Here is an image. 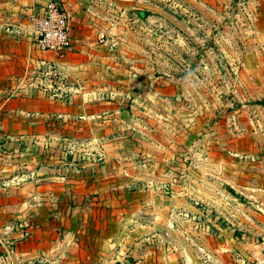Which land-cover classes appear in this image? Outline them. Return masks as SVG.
<instances>
[{
	"label": "rangeland",
	"instance_id": "1",
	"mask_svg": "<svg viewBox=\"0 0 264 264\" xmlns=\"http://www.w3.org/2000/svg\"><path fill=\"white\" fill-rule=\"evenodd\" d=\"M133 6L112 12L114 33L105 45L112 55L106 60L132 72L131 80L118 81L119 104L103 108L117 106V118L139 144L152 143L155 154L138 158L139 174L151 180L140 187L155 197L152 209L171 214L166 229L139 244H209L212 235L225 244H263V260L255 264H264V86L242 59L264 49V0H134ZM56 140L62 148H85L72 137ZM24 144L14 150L0 140V185L9 193L17 180L31 178L17 174L26 170L24 161L16 165L29 155ZM46 146L35 150L47 154ZM30 218L26 224L0 218V264H29L19 248L37 227ZM214 222L225 226L222 234ZM141 231L133 241L145 236ZM121 260L137 264L130 254Z\"/></svg>",
	"mask_w": 264,
	"mask_h": 264
},
{
	"label": "crops",
	"instance_id": "2",
	"mask_svg": "<svg viewBox=\"0 0 264 264\" xmlns=\"http://www.w3.org/2000/svg\"><path fill=\"white\" fill-rule=\"evenodd\" d=\"M47 1L0 0V140L14 150L25 143L29 155L16 165L24 161L26 170L17 174L31 177L17 180L10 193L0 185V218L7 214L26 224L34 216L37 221L19 248L22 259L29 264H116L130 254L137 264L262 261L263 244H225L212 235L209 244H139L170 223L169 211L152 209L155 197L140 187L151 180L139 174L138 158L155 152L151 142L139 144L120 122L117 106L103 108L119 104L117 83L131 80L127 75L132 72L119 70L117 60H106L112 55L105 45L114 33L112 12L133 8L134 0H59L69 13L73 38L60 56L37 47L28 19ZM242 59L245 72L264 86V49H251ZM103 89L112 94L103 97ZM59 137H72L85 148H62ZM38 144H49L51 152H36ZM139 230L145 236L133 241Z\"/></svg>",
	"mask_w": 264,
	"mask_h": 264
},
{
	"label": "built area",
	"instance_id": "3",
	"mask_svg": "<svg viewBox=\"0 0 264 264\" xmlns=\"http://www.w3.org/2000/svg\"><path fill=\"white\" fill-rule=\"evenodd\" d=\"M28 19L37 47L51 50L59 56L71 48L73 38L69 13L59 0L47 1L40 11H31ZM103 36L102 33L100 37Z\"/></svg>",
	"mask_w": 264,
	"mask_h": 264
},
{
	"label": "trees",
	"instance_id": "4",
	"mask_svg": "<svg viewBox=\"0 0 264 264\" xmlns=\"http://www.w3.org/2000/svg\"><path fill=\"white\" fill-rule=\"evenodd\" d=\"M117 264V263H116ZM125 264H129V263H125Z\"/></svg>",
	"mask_w": 264,
	"mask_h": 264
}]
</instances>
